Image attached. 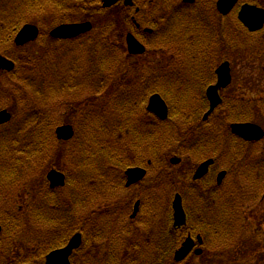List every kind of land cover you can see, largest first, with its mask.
Segmentation results:
<instances>
[{
    "label": "trees",
    "instance_id": "1",
    "mask_svg": "<svg viewBox=\"0 0 264 264\" xmlns=\"http://www.w3.org/2000/svg\"><path fill=\"white\" fill-rule=\"evenodd\" d=\"M215 1L199 0L191 7L214 5ZM250 2L264 8V0ZM83 3L86 10L91 8L86 1ZM91 9L88 13L83 10V15L93 20ZM202 10L199 17L194 13L195 16L189 14L181 19L196 21L195 26L200 21L199 29H203L204 22L211 17L206 8ZM3 16L0 11L1 25L10 20ZM135 17L140 22L139 14ZM103 27L95 41L83 43L80 49L56 48L63 45L57 42L47 52V60L35 56L16 59L17 71L12 76L19 77L18 82L0 85V99L7 101L2 107L26 114L32 111L21 121L20 129H12V123L0 128V189L12 191L19 184L35 188L36 193L24 212L14 210L12 203L5 206L0 202V223L10 245L16 243L15 234L25 233V243L38 247L39 255L34 259L38 262L81 232V251L86 257L81 263L76 254L71 264H192L193 256L182 263L173 259L174 252L191 233L193 237H203L204 246L210 247L208 251H216L227 259V247L240 238V231L233 224L243 213L239 205L245 209L253 198L252 192L264 190V154L257 160H248L249 145L230 133V125L255 122L258 116L264 118V100L255 102L235 93L226 97L224 105L203 122L206 104H191L193 99L186 92L173 97L172 92L156 88L154 82L145 78L141 66L132 62L130 56H123L121 47L112 42V33L120 28L124 32L136 31L133 22L125 24L121 13V23L110 19ZM263 35L264 30L247 31L235 11L227 17L226 60L264 57ZM205 55L195 54L190 66L205 68L201 59ZM67 58L71 59L68 63ZM22 65L25 71H21ZM67 67H71L68 72ZM84 90L89 94L93 91V95L78 97ZM154 93H160L170 106V118L165 122L146 110L148 98ZM68 111L73 114L69 116ZM61 123L75 127L73 140L56 139L55 130ZM131 149L142 151L130 154L127 151ZM217 153L227 160L235 189L237 184L241 187L238 196L229 185L221 200L208 203L203 199L208 194L196 189L194 195L202 199L191 203L186 187L182 196L189 220L183 229H174L170 222V202L142 203L141 212L147 210L168 217L161 227L149 223L140 231L133 226L116 225L111 216L113 208L123 206L128 211L132 205L128 199H114L124 189L123 171L128 167L140 165L148 158L168 168L173 156L201 160ZM50 168L66 173L64 189L52 190L45 185L42 172ZM21 172L25 175L19 176ZM175 179V173L170 175L166 169L163 189L169 190ZM96 212L100 215L94 218L92 214ZM246 233L244 228L243 234Z\"/></svg>",
    "mask_w": 264,
    "mask_h": 264
},
{
    "label": "flooded vegetation",
    "instance_id": "2",
    "mask_svg": "<svg viewBox=\"0 0 264 264\" xmlns=\"http://www.w3.org/2000/svg\"><path fill=\"white\" fill-rule=\"evenodd\" d=\"M83 1H86V3H88L92 8L90 9L94 18H99L100 16L108 17L106 22L110 21L111 18L114 22L113 13L120 12V14L122 13V20H124L125 24L130 22L134 23L136 28V31H134L136 35H134L145 47V53L139 56L140 59L143 58L145 63L151 65L154 64L153 61L156 60V67L144 66L140 69L141 72L146 75L145 78L148 82H154L156 88L160 90L172 92L173 97H179L182 92H186L188 93L187 95L193 99L191 104L198 105L200 103V105L206 104L210 107L207 91L210 87L217 85L218 67L223 62L227 61V17L219 13L217 9L218 0L215 1L214 5L209 4L207 6H202L198 4L197 7L191 6L195 5L199 0H195V3L192 4L186 3L184 0H134V6L132 7H127L124 4V0H121L119 3L108 8L104 7L105 0H0V11L3 13V17L6 15L10 17V20H7L4 25L0 24V55L12 60L18 66L16 59L20 57L26 58L35 56L38 58L42 56L39 53L33 54L28 51V48L31 45L41 41L48 42L52 45L47 52L51 51L57 42H61L63 44L62 49L67 47L76 49L83 43L89 42L92 39L95 41V36L100 34V31L103 30L104 27L95 26L96 24L98 25V22H94L93 20L88 19L87 15H83V10L85 13L90 11V9L86 10L83 8V4L85 3H83ZM194 8H197L198 11H191ZM203 8H206L209 16L211 17L209 21L204 22V25L202 26L203 29H199V24L201 25L200 21H197L198 26H195L194 24L196 21H185L181 19L189 14L194 15V13H197V17H199ZM132 11L134 15L139 14V23L135 21V16L132 15ZM72 16H74L75 19ZM49 20L52 21L50 22ZM96 20L98 21V19ZM41 22H45V24L47 23V28H45ZM84 23H90L92 25V30L76 38L56 39L51 35L52 31L60 26ZM27 24L37 27L39 30V36L33 42L24 46H17L15 43L16 37L20 30ZM114 32L111 36L113 43L119 45L123 51L126 49V52H128L126 43L122 41L123 35L119 36L115 41L113 39ZM116 32L122 33L124 31L120 28ZM200 35L203 38L200 37ZM126 52L124 53L126 54ZM195 54L198 56L206 54L202 58L199 57L203 60L205 68L196 69L190 66V64H193L192 59L196 58ZM44 56H47V54ZM130 57L135 59L137 56L130 55ZM210 58L212 61H209ZM16 71L17 68L12 73L0 71V80L2 81L0 82V85H2L3 82H12L13 85L14 83H17L19 77L12 76ZM232 76L234 79L233 73ZM229 89L230 88L220 91L223 104L218 109L224 105L226 98L225 93L228 92ZM90 95H93V91L86 98ZM4 102V100L2 101V99H0V107L4 105ZM10 113L12 114V112ZM12 121L9 122L8 125H10ZM5 126H0V128ZM14 129H20V127H15ZM253 144L255 143H252L251 145ZM250 149L251 147H248L246 149V153H249ZM140 151L142 150L131 149L127 152L131 154V152ZM215 155L217 157H208L201 160L189 158V170L183 174H178L176 170L181 167L184 161H182L181 164L174 165L173 167H175V169H173L170 167L164 168L160 163L144 158L142 164L128 167L127 169L133 167L140 168L145 171L146 174L142 180L128 186V177L126 175L127 169L123 171L124 189L120 192V194L117 193L118 196L114 197V199H128L132 203V206L128 211H124L122 209L124 208L123 206L113 208L114 211L111 212V216L114 218L116 225L119 227H123L122 224L126 227L133 226L138 228L137 230L142 231L143 227L147 226L149 223L153 226L161 227L164 224V221L170 219L174 228L173 217L168 219V217L162 215V219H158V221H156V218H158L157 213L147 210H145V212H141L142 203L146 205H160L164 202L172 203L173 199H171V196H164L163 177L166 169L168 174L171 175L175 173V176L179 177V184L182 180H184L182 183H185L187 176H190L191 181H188L189 190L187 191L189 192V196L187 197L188 202L195 203L202 199L201 196L194 195V190L196 189L204 190V192L208 194L205 198H203L208 203L221 200L224 194L228 192L227 188L229 185L234 187L235 184L233 181L230 183L228 182L229 178H232V173H230L227 168V160L219 157L218 153ZM129 159H131V155L129 156ZM208 160H212L213 164L209 168L207 175L201 179L195 180L194 176L198 166ZM169 162L172 164L171 159ZM224 170L226 171V179L219 184V174ZM47 173L48 172H42L46 186L48 184ZM23 175H25V173L21 172V174H19V176ZM34 189L35 188L33 187L21 186L19 184L14 186L12 191L9 188L0 189V202L5 206L12 203L14 210L24 212L36 196ZM229 191H231L230 188ZM120 195H123V197ZM259 197L261 198V196ZM259 197H253L251 201L249 198L247 199L250 202L255 203V205L263 204L261 200L264 199V196H262L263 198H261V200H258ZM233 199L237 200L238 198L236 197ZM20 202H23L24 204L19 205L18 203ZM136 204H139V206L138 211L135 214ZM239 208L243 211V213H241L240 218L233 223L237 229L239 226L246 223L243 218V214L246 210H250L252 207L248 205L245 209H243V205H239ZM98 215L100 214L97 212L92 214V216ZM80 223H83L82 219H80ZM0 228V264H40L41 261L43 264H47V254L43 260H41L42 258L40 257L41 261L36 262L34 260L39 255L38 247L25 243V233L20 235L15 234L16 243L10 245L9 236H6L7 234L4 232V228L1 223ZM174 229L178 230V228ZM188 236L193 237L191 233H189ZM202 241V244L196 243L194 250L191 252L189 257L193 256L192 260H196L195 250L199 247L202 250L201 256H203L206 251L207 253L210 252L208 251L210 250V247H205L204 240L202 239ZM256 246H259L257 248H262L264 250V238L257 240ZM82 247L83 243L71 256V263L76 254L79 257L80 262H84V258L86 256L84 251H81ZM257 248L254 249L256 257L252 259V262L254 264H264V258H261L263 255H261ZM196 261L200 262L198 260ZM203 262L206 263L205 261ZM207 263L228 264V261L227 259L220 258L219 260H213ZM239 263L244 264L245 262L241 260L230 261V264Z\"/></svg>",
    "mask_w": 264,
    "mask_h": 264
},
{
    "label": "water",
    "instance_id": "3",
    "mask_svg": "<svg viewBox=\"0 0 264 264\" xmlns=\"http://www.w3.org/2000/svg\"><path fill=\"white\" fill-rule=\"evenodd\" d=\"M120 0H105L104 7H111L117 4ZM187 3H193L195 0H184ZM241 0H218L217 9L224 15H229L236 5ZM126 6H133V0H124ZM241 23L250 31L258 32L264 28V9L254 5L244 4L238 14ZM92 30L90 23L76 24V25H63L54 29L51 33L53 38L56 39H71L76 38ZM39 36V30L33 25H25L16 37L15 43L17 46H24L30 42L35 41ZM128 51L131 55H141L145 52V47L135 38L133 34L127 35ZM15 68V64L9 59L0 56V70L11 72ZM218 84L210 87L207 91V97L210 101V110L205 115L204 120H207L209 115L222 103L219 95V90L227 88L231 84V69L229 63L222 64L218 70ZM148 111L156 115L160 120L168 118V107L159 95H154L150 98ZM11 115L7 111L0 112V125L6 124L10 121ZM232 133L246 141L258 142L264 138V130L255 124H233L231 126ZM56 134L59 140L69 141L74 136L73 127L65 125L57 128ZM172 162L177 164L179 159H173ZM213 164L212 160H208L200 165L197 169L194 179L198 180L207 175L210 166ZM146 172L141 169H131L127 172L128 183L130 186L145 176ZM226 176V172L219 174L218 182L222 183ZM51 188H59L65 185V176L55 170L48 174ZM139 204L135 206V214L138 211ZM175 227H182L186 224V214L183 209L182 199L177 195L173 202ZM1 231V228H0ZM201 242V238H199ZM82 243L80 234H76L64 248L55 250L47 256V264H70V257L74 250L78 249ZM195 242L189 237L183 243L182 247L175 253V260L177 262L183 261L194 249ZM201 254V250L196 251Z\"/></svg>",
    "mask_w": 264,
    "mask_h": 264
},
{
    "label": "rangeland",
    "instance_id": "4",
    "mask_svg": "<svg viewBox=\"0 0 264 264\" xmlns=\"http://www.w3.org/2000/svg\"><path fill=\"white\" fill-rule=\"evenodd\" d=\"M245 2H250L249 0L245 1ZM244 3V2H242ZM252 3V2H251ZM114 14V22H119L121 23V14L120 12H116L113 13ZM74 19L75 17L72 16ZM94 22H98V25L96 24L95 26H99L102 27L104 26L105 22L107 21L108 17H102L100 16L99 18H94L92 17ZM98 19V21L96 20ZM112 19V18H111ZM50 22L52 20H49ZM41 24H43L45 26V28H47V23L45 24V22H41ZM118 31V30H116ZM114 32V36L113 39L116 41V39H118L119 36L123 35L122 41L124 42V38L125 35L127 33L122 32V33H118V32ZM264 35L261 37V40H263ZM57 46V44L52 48L54 49ZM84 47H86V45H83ZM52 45L49 44L48 42L45 41H41L38 42L36 44L31 45L28 48V51L36 54L39 53L41 58L47 60V56H44L47 54V50L49 48H51ZM56 48H60L62 49V46L59 45ZM81 46L78 48L80 49ZM72 57V56H71ZM237 61H233L231 62L232 64V73L234 75V83L232 85V87L230 88V90L228 92L225 93V96H231V94L236 93L239 95H243L246 98H249L251 101H255V102H259L260 100H264V57H254L251 59H247L244 58V56H239L237 59ZM71 59L67 58V63L70 62ZM138 66L144 67V66H149V67H156V60L153 61L154 64H147L145 63V61L143 60V58L136 60L135 61ZM22 71H25V67L22 65L21 66ZM68 70H71V67H67L65 68V71L68 72ZM70 101L72 99V97L69 98ZM74 99V97H73ZM69 101V104H71V102ZM73 101V100H72ZM7 104V101L5 100V104ZM2 105V106H4ZM11 110V109H9ZM14 120H13V124L12 127L13 129L15 127H20L21 126V121L26 120V118L32 114V111H30L29 113H21L20 111L16 110V111H12ZM66 113V112H65ZM69 113L71 116L73 113L72 112H67ZM66 113V114H67ZM26 116V117H25ZM257 124H259L263 129H264V118H262V116H258V121H255ZM60 125H64V123H61ZM11 127V128H12ZM264 154V141L253 145L249 151V153H247L248 155V160L249 159H259V156ZM183 168V169H181ZM179 169H177L176 171L178 172V174H183L186 171H188L189 169L187 167H181ZM182 180V179H181ZM231 181H233V179L230 177L228 182L230 183ZM179 182V177H176L175 179V184L177 185V187L180 188H184L187 186V181L185 183L184 180H182V182ZM246 183V181L244 180V182L241 183V186L243 187V185ZM235 189V187H234ZM246 191V190H244ZM241 192V187L237 184L236 189L232 191V193L236 196H238V194ZM170 194L169 196H171L173 199L175 194H171V190L166 189L165 190V195ZM247 192H244V194ZM253 193L252 197H257L258 195L261 196V198H263L262 196H264V190L262 192H260V190L255 189ZM243 197V196H242ZM259 197V196H258ZM261 198L259 197L258 200H261ZM247 201V200H246ZM261 202L263 204H258L255 206H252V208L250 210H246L245 213L243 214V218L245 220V224L242 226L238 227V230L240 231V238L239 239H235L234 242H231L230 246L227 247L229 248L230 252H228L227 256V261L228 264H230L231 260H241L244 261V264H254L252 262V259H254L255 256V251L254 249L259 247L256 246L257 240L259 239H263L264 238V199L261 200ZM19 205H23L24 203L20 202L18 203ZM151 205V204H148ZM162 215H158V218H156V221H158V219H162L161 218ZM165 218V217H164ZM251 218V219H250ZM89 225V224H88ZM246 229L247 233L244 235L243 234V229ZM242 237V238H241ZM258 251H260L261 258H264V250L262 248H257ZM198 258V257H197ZM221 257H219V253L214 251V252H208L206 255H204L203 257H200L196 260L200 261L197 262L196 260H192L191 259V263L192 264H203L205 261L206 263L209 261H216L219 260ZM225 259V258H224ZM250 261V262H249ZM249 262V263H248ZM204 263V264H206ZM209 264V263H207ZM241 264V263H239Z\"/></svg>",
    "mask_w": 264,
    "mask_h": 264
},
{
    "label": "bare ground",
    "instance_id": "5",
    "mask_svg": "<svg viewBox=\"0 0 264 264\" xmlns=\"http://www.w3.org/2000/svg\"><path fill=\"white\" fill-rule=\"evenodd\" d=\"M115 79H117V77H115ZM83 88H86V85H84L83 86ZM77 95V94H76ZM89 95V92L88 91H86V90H84V91H82V92H80V96H78V97H82V98H86L87 96ZM150 127H153V125H150ZM248 204L252 207V206H255V203H253V202H248ZM177 252V250L174 252V256H173V259H174V261H175V253Z\"/></svg>",
    "mask_w": 264,
    "mask_h": 264
}]
</instances>
